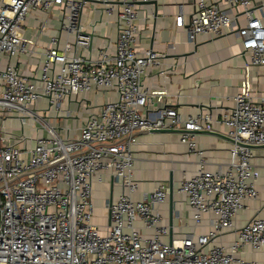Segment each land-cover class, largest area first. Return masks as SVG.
<instances>
[{
  "label": "built area",
  "instance_id": "2783aa9c",
  "mask_svg": "<svg viewBox=\"0 0 264 264\" xmlns=\"http://www.w3.org/2000/svg\"><path fill=\"white\" fill-rule=\"evenodd\" d=\"M147 1L0 0V121L2 116L16 115L22 128L31 121L32 127L45 132L27 147L29 137L6 135L0 123V264H257L235 255L244 248L258 251L264 247L261 219H251L236 230L229 248L212 246L205 251V247L233 228L246 202L257 199L259 174L251 164V149L264 146V91L236 93L231 98L233 106L218 120L206 112L183 118L167 106L146 113L154 95L143 77L152 68L165 77L159 63L162 55L137 46L138 3ZM88 3L102 5L107 16L115 13L117 17L113 53L108 52V43L98 49L96 59L90 56L94 25L90 23L86 30L81 24ZM193 7L188 21L182 15L175 18V26L185 27L191 44L201 35L213 39L231 33L240 40L246 64L264 68L261 0L216 4L194 0ZM54 12L65 37L62 42L50 34L38 53L37 43ZM34 13H39L37 37L31 42L24 38L25 21ZM39 57L35 83L25 71L29 60ZM101 91L115 96L89 112L76 138L62 136L53 117L46 116L51 111L59 118L66 99L78 97L88 106L90 95ZM161 96L159 101L166 95ZM42 98L48 104L46 112L37 108ZM214 121L232 141L225 172L205 170L203 151L195 139L198 133L212 131ZM153 129L181 130L180 143L200 158L193 177L179 188L187 198L194 226L202 224L205 216L211 217L209 231L196 240L192 234L172 244L159 240L167 234L158 225L156 210L168 194L163 184L147 201L131 200L138 191L132 176L136 135ZM15 137L17 141L11 143ZM106 174L122 193L107 205L109 225L101 232L92 223V183ZM138 219L153 231L151 238H143L134 226Z\"/></svg>",
  "mask_w": 264,
  "mask_h": 264
},
{
  "label": "crops",
  "instance_id": "0c3cea01",
  "mask_svg": "<svg viewBox=\"0 0 264 264\" xmlns=\"http://www.w3.org/2000/svg\"><path fill=\"white\" fill-rule=\"evenodd\" d=\"M194 0H148L146 3H138L139 35L138 49H152L162 55L160 69H165V77L158 75L159 69L152 68L143 77V83L150 87L154 95L152 103L147 107L146 113L150 115L160 107L167 106L175 109L183 118L206 112L218 120L222 113L233 106L232 97L236 93L246 90L256 95L264 91V68L253 67L246 64V59L241 55L242 46L240 40L234 34L210 39L206 36H198L195 44L188 41L185 27H176L175 18L182 15L185 22L193 15ZM219 3L221 0H210ZM261 21L264 24V0H261ZM102 5L88 3L81 16V24L84 29H89L93 23L91 41V58L96 59L97 51L110 43L109 51L113 53V44L117 35V17L113 13L107 16ZM49 22V28L43 33L37 43L36 51L40 53L47 45L50 34L64 39V33L60 32V24L55 20L53 13ZM36 16L31 14L25 21L24 38L34 41L36 36ZM91 31V30H90ZM91 34V33H90ZM70 37V40H73ZM63 42V41H62ZM88 49V52L90 51ZM89 55V53H87ZM39 58H31L28 62L26 75L33 81L39 75L41 61ZM3 65V63L1 64ZM161 95H166L162 101ZM113 92L101 91L92 93L87 106L80 98L66 99L55 118L54 112L46 116L53 117L52 123L62 136L76 138L79 127L87 119L91 111H95L107 98H113ZM159 96V97H158ZM37 108L47 111L46 99L38 101ZM67 113L70 115L68 116ZM3 132L6 135L29 137L27 147L35 144V139L45 136L42 129L32 127V122L23 128L16 115L2 116ZM212 131L198 133L195 137L198 147L203 151L202 162L205 170L211 173L225 172L229 164V149L232 141L224 135V128L216 121L212 122ZM67 130V133L65 130ZM212 133V134H209ZM17 141V137L11 143ZM251 164L258 171L256 181L258 192L257 199L246 202L245 209L239 211L234 219L232 229L223 231L221 235L205 247V251L212 246H220L227 249L236 239V230L240 229L249 220L257 218L264 220V146L251 149ZM134 158L132 176L138 182L137 193L131 196L132 202H144L149 194L160 184H163L172 195L166 196L164 203L156 206L160 215L158 225L166 228L167 234L160 236L159 240L164 244L184 239L185 235H205L210 229V216H205L202 224L194 226L192 211L185 195L179 192L182 181L190 179L195 174L200 158L190 153L185 145L180 143V132L174 133H150L140 132L136 135V145L133 147ZM122 193V188L112 182L108 174L101 177V181L94 179L92 183V223L101 232H105L109 225V212L107 205L116 200ZM94 220V222H93ZM95 220L101 221L97 225ZM134 226L141 236L149 239L153 231L144 227L141 220H136ZM236 259L247 262L264 264V247L258 251L244 248L235 255Z\"/></svg>",
  "mask_w": 264,
  "mask_h": 264
},
{
  "label": "water",
  "instance_id": "95a60500",
  "mask_svg": "<svg viewBox=\"0 0 264 264\" xmlns=\"http://www.w3.org/2000/svg\"><path fill=\"white\" fill-rule=\"evenodd\" d=\"M91 41H92V36H91V39H90V44H91ZM149 132L150 133H174V132H181V130H165V129H162V130H154L153 129V130H150ZM209 134H212V133H209ZM168 193H169V197H171V195H172V189L171 188H169Z\"/></svg>",
  "mask_w": 264,
  "mask_h": 264
},
{
  "label": "rangeland",
  "instance_id": "374dc122",
  "mask_svg": "<svg viewBox=\"0 0 264 264\" xmlns=\"http://www.w3.org/2000/svg\"><path fill=\"white\" fill-rule=\"evenodd\" d=\"M95 217H96V215L93 217V219H94ZM95 221H96L95 223H96L97 225H99V226L102 225V222H101V221H98V220H95ZM93 222H94V220H93Z\"/></svg>",
  "mask_w": 264,
  "mask_h": 264
}]
</instances>
